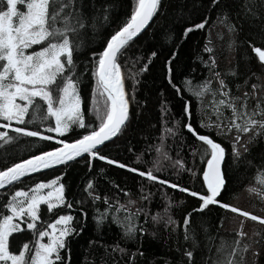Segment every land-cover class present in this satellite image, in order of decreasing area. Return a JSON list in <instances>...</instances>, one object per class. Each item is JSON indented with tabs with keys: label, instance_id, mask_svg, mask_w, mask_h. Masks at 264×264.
<instances>
[{
	"label": "trees",
	"instance_id": "16d2710c",
	"mask_svg": "<svg viewBox=\"0 0 264 264\" xmlns=\"http://www.w3.org/2000/svg\"><path fill=\"white\" fill-rule=\"evenodd\" d=\"M83 3L87 7L82 11L88 15H97L92 10L93 4L100 9L95 31L88 28L83 32L74 72L79 80L77 91L83 122L95 126L96 115L88 111L95 85L92 53L101 52L106 39L130 17L135 0H83ZM221 17H226L225 22H221ZM205 18V27L185 33V29ZM206 47L212 51H205ZM254 47H264V0H219L217 4L212 0H161L150 25L128 42L117 59L125 79L129 118L118 134L99 148V154L118 163L108 164L81 153L71 161L31 172L0 187V213L7 215L8 210L3 206L15 191H28L36 183L46 184L57 177L56 186H64L66 204L54 207L51 212L46 204H41L35 235L26 227L28 218L19 220L21 231L10 235V250L18 252L28 243L34 251L35 240L46 239L38 236L39 230L60 215H71L74 233L65 238L67 246L60 250L62 259L54 264H213L220 258L216 250L221 244L229 251L235 246L238 231L245 233L239 238L240 248L245 244L250 247L247 251L238 250L237 264H264V224L250 218L255 215L264 219V184L257 180L258 173L264 170V134H258L245 145L247 152L240 147L248 138L242 134L237 143L240 155L236 156L232 152L236 131L227 128L230 110H223L221 134L214 125L208 126L217 119L212 93L205 91L199 99L195 95L206 81H211L212 91L219 88L216 73L234 96L251 93L252 84L264 85V64L252 51ZM145 65L146 69L140 71ZM220 98L217 93L215 99ZM96 101L101 111H106V94L101 96L97 90ZM185 105L190 115L184 113ZM254 105L255 100L250 99L249 107ZM44 115L46 106L42 105V112L37 113L31 124L8 122V128L0 125V132L13 137L12 140L0 138V171L30 156L61 147V140L70 144L87 133L86 128L77 124L70 125L63 133L49 131L55 127V120L52 117L44 120ZM28 119L32 117L26 114L25 120ZM186 123L196 133L220 143L225 150L222 167L225 184L216 197L218 203L203 210H199L202 203L199 195L208 194L203 181L207 146L184 127ZM17 127L53 139L16 133ZM168 128L175 135L162 132ZM158 147L167 153L168 159L160 158ZM157 159L161 165L159 171L153 167ZM132 168L139 171L151 168L158 180L141 177L129 170ZM173 184L178 187H171ZM183 188L188 192L181 191ZM191 192L199 195L193 197ZM129 200L134 203L129 205ZM224 204L230 207L225 208ZM120 205H125L128 211L120 209ZM232 207L238 211H231ZM106 210L108 215L98 224L96 218ZM138 211L132 217L137 231L132 237L126 236L124 227L114 222L113 214L126 226V218ZM242 212L250 216L244 217ZM185 216L189 217L190 225H184ZM169 217L174 223H166ZM186 231L190 237L187 240ZM117 246L124 251H113ZM185 251L193 252L192 261L183 255ZM253 251L257 253L255 256Z\"/></svg>",
	"mask_w": 264,
	"mask_h": 264
},
{
	"label": "snow or ice",
	"instance_id": "6c2138e0",
	"mask_svg": "<svg viewBox=\"0 0 264 264\" xmlns=\"http://www.w3.org/2000/svg\"><path fill=\"white\" fill-rule=\"evenodd\" d=\"M218 2L219 0H212L213 4ZM160 3L161 0H135L130 17L106 39V44L101 52L92 53L94 57L92 75L95 85L92 105L88 111L94 112L96 115L97 123L93 126L83 122L81 97L77 91L79 80L75 77L74 72L75 57L82 48L83 32L88 28L95 31L100 9H96L93 4L92 10L97 15H88L82 11L87 7L83 0H0V118L9 122L15 120L21 124H31L36 119L37 113L42 112V105H44L46 106V115L42 118L46 120L48 117H52L55 120V127L49 128V131L63 133L68 131L72 124L87 129L85 135L70 144L61 140L59 141L61 147L30 156L28 159L0 171V187L16 181L27 173L71 161L79 157L81 153H87L108 164L118 163L99 154V148L103 146L104 142L110 141L112 137L116 136L128 119V101L125 98L121 66L117 63V59L128 42L140 33L154 17ZM103 12L104 20L107 21L108 9L106 6L103 8ZM225 20L226 17H221L222 23ZM206 23L207 19L205 18L201 23L185 29V33L201 29L205 27ZM227 27L230 32L233 30L230 24ZM34 46H39L38 50H34ZM205 51L211 52L212 50L206 47ZM252 51L258 56L259 62L264 64V47H254ZM154 55L153 52L152 56ZM212 66H215L214 60ZM146 67L147 65L140 71H144ZM232 74L235 75L234 72ZM214 75L219 82V88L212 91L209 88L211 81H206L195 95L199 99L205 91L212 93V108L217 119L208 126L214 125L221 134H223V127L220 120L223 110H230L231 120L227 124V128L236 131L232 152L239 156L237 143L241 141L242 134H247L248 137L243 144H240L245 152L248 151L246 144L254 141L258 134H264V106H262L264 105V85L252 84L251 93L244 92L241 97H238L231 94L225 82L219 79L218 73ZM97 90L101 96L104 94L107 96L106 111L102 112L96 101ZM217 93L221 97L219 100L215 99ZM258 93H260L259 96ZM250 99L255 100L253 107H249ZM184 113L190 115L187 105H185ZM26 114L30 115L32 119L25 120ZM9 126V124L4 125L5 128ZM184 127L207 146L203 156L206 159L203 181L207 186L208 194L190 193L193 197L199 195V199L202 201L199 210H203L207 205L218 203L216 197L225 184L220 169L225 150L220 143L215 142L208 135L196 133L190 123L184 124ZM14 131L31 137L39 136L44 140L53 139L51 136H42L38 131H28L23 127H17ZM162 132L175 135L171 128L163 129ZM5 137L7 140L13 139L6 133L0 132V138ZM161 142L163 144V135ZM156 151L160 158H169L167 153L161 151L160 147ZM177 163L179 162L177 161ZM118 166L127 167L124 164H118ZM153 167L157 171L160 170L159 159L155 161ZM129 170L137 172L138 175L148 180H158L151 168L147 171H139L136 168ZM193 175L195 174L193 173ZM58 180L57 177L46 184L36 183L28 191L17 190L11 195L8 203L3 206L8 210V214L0 213V264H54V261H61L60 250L67 246L65 238L74 233L71 226L74 218L71 215H60L48 223L43 230H39L38 236L46 237L47 243L36 239L34 251L28 243H25L18 252L10 250L12 244L9 239L10 234L21 231L20 223L17 222L21 218H28L31 221L25 220L26 227L33 231V235L36 234V221L40 218L37 213L41 204H46L49 212L54 207L66 204L63 195L64 186L60 184L54 187ZM257 180L264 184V170L258 173ZM159 182L161 184L168 183V181ZM89 186H91V181H89ZM171 187L178 186L173 184ZM45 188L49 190L46 195H43L42 190ZM181 191L188 192V189L183 188ZM105 203L107 204V199ZM133 203L134 201H128L129 205ZM67 207L71 208V204H67ZM223 207L229 208L230 206L224 204ZM119 208L128 211L125 205H120ZM231 211L237 212L238 209L232 207ZM138 214L139 211L127 217L126 226L125 222L119 221L114 214L113 219L114 222L124 227L126 236L132 237L137 231L132 217ZM241 214L244 217L250 216L248 212ZM106 215H108L107 210L96 218L97 223L99 224ZM250 218L264 224V219L260 217L252 215ZM156 219L157 217L154 216L153 220ZM166 223H174V221L169 217ZM184 225H190L188 216L184 218ZM244 235L245 233L242 231L237 232V240L233 242L235 246L230 251L221 244L216 250L220 258L214 260L213 264H237L235 256L238 254V250L247 251L250 247L245 244L240 248L239 238ZM189 238L186 231L185 239ZM117 249L118 246L113 251ZM118 250L124 251L123 249ZM256 254L253 251V256ZM183 255L189 261L193 260L192 251H185Z\"/></svg>",
	"mask_w": 264,
	"mask_h": 264
},
{
	"label": "water",
	"instance_id": "95a60500",
	"mask_svg": "<svg viewBox=\"0 0 264 264\" xmlns=\"http://www.w3.org/2000/svg\"><path fill=\"white\" fill-rule=\"evenodd\" d=\"M153 19V18H152ZM152 19L149 21V23L145 26V28L144 29H142L141 30V32L140 33H138L135 37H137L138 35H140L144 30H146L147 29V27L150 25V23H151V21H152ZM135 37H133L132 39H134ZM123 87H124V89H126V84H125V79H124V77H123ZM129 100V99H128ZM129 111H130V104L128 105V118H129ZM127 121H128V119H127ZM126 121V122H127ZM126 124V123H125ZM124 124V125H125ZM124 125H122L121 126V129H122V127L124 126ZM120 129V130H121ZM118 134V133H117ZM115 137V136H114ZM114 137H112L111 139H110V141L114 138ZM110 141H106V142H104V144H106V143H108V142H110ZM103 144V145H104ZM222 167H223V158H222V160H221V164H220V169H221V174H222V176H223V171H222ZM45 169V168H44ZM40 170V169H39ZM27 174H29V173H27ZM26 174V175H27ZM25 175V176H26ZM22 177H24V176H22Z\"/></svg>",
	"mask_w": 264,
	"mask_h": 264
},
{
	"label": "rangeland",
	"instance_id": "374dc122",
	"mask_svg": "<svg viewBox=\"0 0 264 264\" xmlns=\"http://www.w3.org/2000/svg\"><path fill=\"white\" fill-rule=\"evenodd\" d=\"M34 50H36V46H34ZM9 121H6L2 118V120H0V125L4 126L5 124H8ZM10 122H17L15 120L10 121ZM52 166V165H51ZM54 187H56V185H54ZM49 189H46V191L44 193H42L43 195H46ZM53 203H55V201H53ZM23 218H21L22 220ZM18 222V221H17ZM11 235V234H10ZM42 243H47V238L42 242Z\"/></svg>",
	"mask_w": 264,
	"mask_h": 264
},
{
	"label": "bare ground",
	"instance_id": "6f19581e",
	"mask_svg": "<svg viewBox=\"0 0 264 264\" xmlns=\"http://www.w3.org/2000/svg\"><path fill=\"white\" fill-rule=\"evenodd\" d=\"M122 77H124L123 74H122ZM124 91H125V94H126L125 98H126V100L128 101V105H129V100H128V95H127V91H126V89H124Z\"/></svg>",
	"mask_w": 264,
	"mask_h": 264
}]
</instances>
